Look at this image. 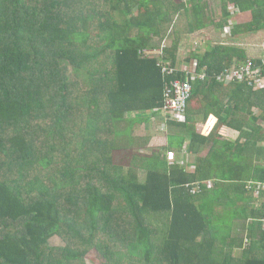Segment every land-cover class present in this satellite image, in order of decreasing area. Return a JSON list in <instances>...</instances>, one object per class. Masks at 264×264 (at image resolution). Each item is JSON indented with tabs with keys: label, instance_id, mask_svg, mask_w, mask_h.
<instances>
[{
	"label": "trees",
	"instance_id": "trees-1",
	"mask_svg": "<svg viewBox=\"0 0 264 264\" xmlns=\"http://www.w3.org/2000/svg\"><path fill=\"white\" fill-rule=\"evenodd\" d=\"M218 3L0 0V264H87L91 251L101 264H264V189L247 188L264 185V88L216 78L248 62L264 74L249 46L264 0ZM165 40V64L208 75L185 122L161 113L187 76L144 53ZM155 122L164 139L135 135Z\"/></svg>",
	"mask_w": 264,
	"mask_h": 264
},
{
	"label": "built area",
	"instance_id": "built-area-1",
	"mask_svg": "<svg viewBox=\"0 0 264 264\" xmlns=\"http://www.w3.org/2000/svg\"><path fill=\"white\" fill-rule=\"evenodd\" d=\"M238 12L235 8L232 7V13ZM233 28V25L228 27V32ZM169 47L167 40L161 45L157 50H145V56H156L160 58L161 62L159 64L162 67V72L165 76H172L176 73L182 72L187 76V80L183 81L177 79L169 83L167 88L164 91V104L162 108L161 115L169 120H176L178 122H185L187 118L189 101L193 94V84L195 80L205 81L208 79L206 69L201 73H197L196 63L194 65L186 66L183 65L182 68H174L163 62V52ZM264 49V46H263ZM218 81L230 84L236 81L247 80L249 85H253L256 89L264 88V74L263 70L260 67L254 66L251 62H248L245 66L241 68H232L225 70L221 74L216 75ZM248 190L254 191L255 196H259L261 191L264 189L262 183L252 182L247 185ZM246 243L248 241L246 240Z\"/></svg>",
	"mask_w": 264,
	"mask_h": 264
},
{
	"label": "rangeland",
	"instance_id": "rangeland-1",
	"mask_svg": "<svg viewBox=\"0 0 264 264\" xmlns=\"http://www.w3.org/2000/svg\"><path fill=\"white\" fill-rule=\"evenodd\" d=\"M183 1H186V0H183ZM209 1V3L211 4V6H212V9H213V12L215 13V14H218V15H220V6H219V3H218V0H208ZM237 17V20H236V23L239 21V15L238 16H236ZM235 17V18H236ZM179 21V20H178ZM244 21V18L243 19H241V22H243ZM243 23H246V22H243ZM185 25V24H184ZM183 30V28L182 29H180L179 31H182ZM219 35L216 33V32H209V33H207V36H205V37H210V38H212V40L214 41V43H216V42H218L219 40H220V38L218 37ZM257 39V38H256ZM158 42V41H157ZM164 42H162V44H163ZM190 43H189V41L187 42V44H185V47L187 46V45H189ZM250 44H252V46H251V48H254V49H256L255 47L256 46H258L259 44H257L255 41H254V39L252 38V41L250 42ZM255 46V47H254ZM187 56L185 55L184 56V59L186 58ZM179 60H182V57H180V59ZM193 65H194V63H193ZM183 67V65H179V68H182ZM190 67V66H189ZM157 120H159L158 118H157ZM155 124H156V126H157V129H158V127H159V124L158 123H156L155 122ZM156 126H154L153 124H151V126H147L146 127V129H141V128H139V130H136V133H135V135L136 134H138V135H140V136H146L147 135V132H151V133H155V137H153L154 138V144L158 141V139L159 138H165L166 137V135H168V129L166 130V131H164V133H159L158 131H159V129L157 130L156 129ZM157 134V135H156ZM182 154V155H181ZM175 160H178V164H181V165H186L189 161H190V159H189V157L187 158V154H186V152L185 151H182L181 153H179L178 155L176 154V156L174 157V161ZM174 161H172L171 163H173ZM196 161V160H195ZM190 170V169H189ZM191 171V170H190ZM144 176V175H143ZM255 196V195H254ZM256 198H258L257 196H255ZM238 222L239 221H235L234 223H235V225H237L238 224ZM247 240V239H246ZM248 241V240H247ZM248 243H249V241H248ZM51 244H52V246H63L64 245V243L61 241V239H59V238H54V239H52V241H51ZM86 261H87V264H101V260L98 258V256L97 255H95L94 254V251H91L90 253H89V255H87V257H86Z\"/></svg>",
	"mask_w": 264,
	"mask_h": 264
},
{
	"label": "crops",
	"instance_id": "crops-1",
	"mask_svg": "<svg viewBox=\"0 0 264 264\" xmlns=\"http://www.w3.org/2000/svg\"><path fill=\"white\" fill-rule=\"evenodd\" d=\"M250 17H251L250 13H244V14L242 13V14H239V23L248 22L250 20ZM243 18H244V21L241 22V19H243ZM253 39L259 45L256 46V47L254 46L256 49H254V48H251L250 49L251 54L253 56H255V57H259V56L261 57V55H262L261 52L264 53V51H263L264 50L263 49V46H264V32L258 33V35L254 36ZM249 46L251 47L252 45H249ZM197 107H199V102H198V106ZM200 107H201V105H200ZM198 121H200V120H198ZM214 122H215V120L210 118V122H209L210 124L208 126L209 129H205L204 128L205 132H203V134H207V135L210 134V133H206V132H208L210 129L213 128V123ZM201 123H203V122H200V124ZM199 128H200V126H199ZM221 135L224 136L229 141H235V140H237L239 138L240 133L237 132V131H235V130H233V129H230V128L224 126L223 129L221 130ZM201 147L202 148L199 149V153H196V154H194V153L193 154L188 153L187 152V147H185L183 149V151H185L186 154H187V158L189 157V159H190V161L188 163L191 164V163L195 162V160H197V158H199V157H202L203 158V157H205L208 154L209 149H210L209 148L210 146L209 145L208 146H204L203 145ZM188 169H190L191 171H194V167L189 166Z\"/></svg>",
	"mask_w": 264,
	"mask_h": 264
}]
</instances>
